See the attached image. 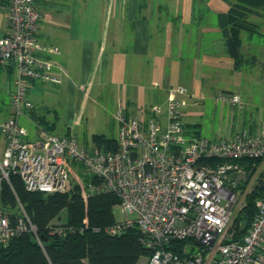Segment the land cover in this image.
<instances>
[{"label":"built area","instance_id":"1","mask_svg":"<svg viewBox=\"0 0 264 264\" xmlns=\"http://www.w3.org/2000/svg\"><path fill=\"white\" fill-rule=\"evenodd\" d=\"M3 1L7 15L0 71L13 77L6 85L9 101L0 108V190L3 181L16 175L29 191L65 192L76 184L85 204L95 193L116 194L123 217L106 232L118 234L133 225L139 229L148 253L136 264H264V197L256 201L247 231L235 239L233 220L253 179L237 189L227 176L229 171L244 173L241 158L264 159V109L261 123L230 137L186 134L182 116L189 99L197 104L204 96L176 85L168 89L163 120L158 105L142 118L118 104L113 112L116 150L81 145L74 136L43 131L34 121L29 140L19 123L21 117L32 121L28 89L35 82H63V73L50 59L60 50L37 37L39 0ZM216 100L243 105L232 92H221ZM16 202L14 219L0 202V243L26 231L41 243L23 205ZM50 230L65 231L57 223Z\"/></svg>","mask_w":264,"mask_h":264},{"label":"crops","instance_id":"2","mask_svg":"<svg viewBox=\"0 0 264 264\" xmlns=\"http://www.w3.org/2000/svg\"><path fill=\"white\" fill-rule=\"evenodd\" d=\"M59 7L64 19L59 17ZM0 8L5 9L4 4ZM228 9L225 0H86L83 8L72 12L67 2L39 0L38 29L46 34L48 22L61 27L53 42L43 43L60 50L50 59L63 73L67 91L73 90L75 82L86 89L87 97L94 90V102L112 120L119 103L130 114L145 118L153 105L164 110L168 89L176 85L203 96L221 90L242 97L241 70L234 69L218 25V14ZM46 17L58 19L60 24ZM251 19L256 20L254 14ZM258 22L264 31L262 19ZM254 35H246L249 48L254 47ZM241 52L244 56L243 45ZM247 52L255 56L251 50ZM0 102L6 107L2 95ZM195 105L188 102L182 121L186 129L200 135L193 116L201 111ZM160 118L163 120L164 111ZM261 121L262 117L253 121L243 114L242 128L253 129ZM239 129L231 127L226 137Z\"/></svg>","mask_w":264,"mask_h":264},{"label":"trees","instance_id":"3","mask_svg":"<svg viewBox=\"0 0 264 264\" xmlns=\"http://www.w3.org/2000/svg\"><path fill=\"white\" fill-rule=\"evenodd\" d=\"M225 1L229 9L226 13L218 14V25L226 52L233 59V67L240 69L241 62L246 61L241 52V33L247 31L252 35L259 32L260 23L250 18L253 14H259L264 22V0ZM3 3L0 0V5ZM0 108H3L1 103ZM29 113L40 126L52 128L44 118L35 115L33 108ZM90 143L102 151L117 148L116 137L104 133L91 134ZM253 161L254 158L238 160L246 166ZM262 197L264 170L257 175L251 190L245 195L243 208L234 217L232 230L235 239L247 231L256 213V201ZM16 198L39 236L45 238L38 243L33 234L26 231L11 238L6 245L0 243V264H136L141 255L148 253L136 226H130L118 234L106 232V227L116 220L113 206L119 201L112 192L92 194L85 204L76 184L65 192L29 191L18 176L12 175L9 182H2L0 190L1 206L12 219L16 213ZM63 210L66 220L61 225L65 231L51 233V221Z\"/></svg>","mask_w":264,"mask_h":264},{"label":"rangeland","instance_id":"4","mask_svg":"<svg viewBox=\"0 0 264 264\" xmlns=\"http://www.w3.org/2000/svg\"><path fill=\"white\" fill-rule=\"evenodd\" d=\"M67 2L72 7V12L80 10L84 6L86 0H59ZM60 10V16L64 19V12L62 7ZM57 10V11H59ZM6 10L0 8V34L5 27L6 22ZM257 15V16H256ZM260 19H259V17ZM51 23L56 25L60 24V21L46 17ZM251 19V18H250ZM254 22H258L262 19L259 14H254ZM259 19V20H258ZM252 20V19H251ZM253 21V20H252ZM47 30V33L39 32V40L42 42H53L60 33L59 28L53 24ZM259 25V24H258ZM76 23L73 22V27ZM259 29L255 33L254 47L249 48L246 43L247 31H243L242 45L244 50V59L246 61L241 62L240 70L242 75L241 80V95L243 105H231L228 102L222 100H216L217 95L224 91H217L211 96L208 93H204V98L193 106L195 110H200L201 113L195 114L193 120L196 122L195 128L198 130L201 136L213 139V138H225L227 132L231 127H244L242 122V116L250 118L253 121H257L259 117H262V109H264V31ZM47 40V41H46ZM242 47V46H241ZM254 52V55L250 52ZM12 75H5L0 72V95L4 96L5 101H9V94L5 89L6 81L12 80ZM66 83L63 81L60 84H50L35 82L32 87L28 89V99L33 103V111L35 115H38L46 121V123L52 128L42 127L43 131L59 134V135H72L78 143L86 145L90 142V136L93 133H104L107 136H116V123L111 119L107 110L98 103L94 102L92 98L94 90L91 91V96H85L86 89L80 87L78 82L73 83V90L67 91ZM7 87V86H6ZM192 99H189L191 102ZM3 108L6 103L0 102ZM190 107V106H189ZM2 108V109H3ZM33 119L28 120L23 117L19 118V123L23 125L29 132V140H33L36 126L33 123ZM35 122V121H34ZM192 128L186 129V134L192 133ZM244 173L238 174L236 172L229 171L228 178L236 182V188L240 189L245 187L246 183L253 179L252 186L257 175L260 171L264 170V159H254V161L246 166L245 163H240ZM252 188V187H251ZM113 213L116 220H120L123 215L121 214L119 206L116 204L113 206ZM132 216V215H131ZM66 220L65 211H61L60 214L55 217L51 222L61 225ZM234 222V220H233Z\"/></svg>","mask_w":264,"mask_h":264},{"label":"water","instance_id":"5","mask_svg":"<svg viewBox=\"0 0 264 264\" xmlns=\"http://www.w3.org/2000/svg\"><path fill=\"white\" fill-rule=\"evenodd\" d=\"M44 238H45V237H43V236H40V239H41V240H43Z\"/></svg>","mask_w":264,"mask_h":264}]
</instances>
